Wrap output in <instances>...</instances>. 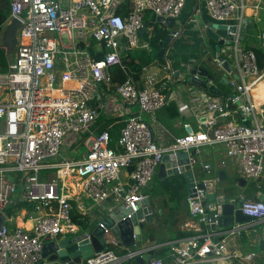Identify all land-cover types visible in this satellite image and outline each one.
I'll list each match as a JSON object with an SVG mask.
<instances>
[{
    "label": "built area",
    "instance_id": "obj_1",
    "mask_svg": "<svg viewBox=\"0 0 264 264\" xmlns=\"http://www.w3.org/2000/svg\"><path fill=\"white\" fill-rule=\"evenodd\" d=\"M184 2L9 0V15L2 29L13 18L20 26L13 60L6 72H0V213L5 216L0 229V264H36L42 259L44 243L77 233L71 220L72 203L84 213L87 200L99 207L112 201L128 210L125 217H130L147 197L144 190L165 154L186 153L193 171L200 146L221 144L226 155L237 160L244 179L264 183V103L256 105L250 92L264 78V67H258L252 50L240 45L241 24H234L237 28L232 33L240 78L235 85L237 94L218 97L201 93L194 103L195 130L174 137L167 145L153 139L144 116L157 123L154 114L166 104V87L164 80L143 67L140 86L128 77L114 88L123 107H136V113L128 115L119 128L116 146L110 145L107 130L92 131L103 108L100 87L109 83L108 68H124L127 50H151L149 40L140 36L146 13L154 19L175 20ZM204 6L213 21L226 27L243 7L234 0H204ZM262 38L264 48V33ZM91 41L104 48L99 49L103 54L98 59L86 49ZM214 63L219 68L220 62ZM193 76L199 78L197 73ZM230 115L239 119L228 118ZM83 134L85 152L66 159L62 155L65 139L76 142ZM180 166L184 164L176 165L178 174ZM129 168L127 176L122 175ZM202 169L209 172L211 165L204 164ZM50 171L53 174L48 177ZM202 183L201 188L193 181L186 194L189 215L202 230L183 243L169 245L172 263L232 259L238 264H254L252 251L245 256L226 252L225 237L239 234L243 223L217 232L213 228L218 216L215 204L206 200L209 183ZM21 201L40 213L29 229L7 225L12 217L6 209ZM239 209L252 222L264 224L263 200L241 198ZM261 240L264 231L255 241ZM110 243L81 264H123L144 253L143 249L126 248L123 253L116 252V242ZM147 264H164V260L151 257Z\"/></svg>",
    "mask_w": 264,
    "mask_h": 264
},
{
    "label": "crops",
    "instance_id": "obj_2",
    "mask_svg": "<svg viewBox=\"0 0 264 264\" xmlns=\"http://www.w3.org/2000/svg\"><path fill=\"white\" fill-rule=\"evenodd\" d=\"M234 1L243 5L240 10H237L233 14L231 19L233 24H241L240 37L242 39L240 40V45L243 47L242 40L249 31L254 32L252 35L253 38L251 39H254L253 43L261 44L263 41L262 34L264 33V0ZM144 23L145 30L142 34L140 33L142 40H147V38L153 35L152 30L155 25H158L160 28L164 27L162 23H157L156 19H154L150 13H146ZM214 23L216 22L211 19L205 10L204 0H185L179 17L175 19L172 24V29L179 30L184 25L185 28L178 38V41L168 53L169 64L167 65L163 59H154L150 64L141 67L140 81L143 76V67H147V71L154 74L158 79L164 80L166 87L164 92L167 98L174 102V106L178 112V116L170 120L167 124L165 123L166 125L160 123L158 120V116H160L162 110H158L154 114L157 123H153L148 115L144 116L151 130L153 139L160 145H167L174 137L188 132L187 129H196L197 112L195 111L196 105L194 103L201 93L218 97H231L237 94L235 85L239 84L240 78L238 69L236 68L237 61L233 51V45L230 46L231 51L228 50V52L225 53V58L232 65L231 73H225L218 67L213 69L210 68L207 62L209 52L204 57L200 55L202 51L208 50L207 46H210L212 49L216 46V42L206 36V29ZM244 24L247 27L242 32ZM176 48L177 51L180 52L179 55L185 57L186 60H180L178 62L174 60L172 64V60L169 56L171 51ZM189 65H197L209 70L214 76V79L206 83L207 85L213 84L220 91V95L211 94L198 85L185 82V77L191 70ZM177 73L178 75L176 76ZM263 80L264 78H262L255 87L251 88L250 91L252 100L256 105L264 103V86H260ZM140 81L137 83H140ZM109 87L103 83L101 84L100 89L104 97L103 108L100 110V113L111 121H115V119L121 117L122 119L119 125L122 126L124 119L128 115L136 113V107H123L116 97L114 89ZM228 118L239 119V117L235 115H230ZM73 144L76 143L73 141H66L63 148L66 146L74 155H78ZM196 159L197 164L191 173L185 171L182 174L172 177L167 175L158 177V169L156 170L149 186L144 190V193L150 200L151 220L148 223L144 222L140 241L137 244L124 247L122 244L116 242L113 247L116 252L123 253L125 251L123 248L143 249L144 253L142 255H144V257H147L149 254V257L145 258L143 264H147L148 259L156 256L162 257L164 264H173L169 257V245L183 243L187 238L198 234L202 230V226L197 220L189 215L186 203V194L190 181L199 183L205 180L209 183L207 193L216 190L215 194L218 193L230 201L237 197H240V199H261L264 201V191L261 187L264 183L255 179H244L241 176L237 160L234 157L226 155L225 148L221 144L200 146L198 153H196ZM180 160L185 163V159ZM204 164L211 165L209 172L202 169V165ZM42 173H47V171L43 170ZM127 173H129V169H126L122 175L126 174L127 176ZM52 174V171H50L48 177ZM237 178L242 180L238 183L236 180ZM249 184L253 190L246 193ZM258 191H260V194ZM86 205H88V207L84 213L78 211L73 203L72 208L75 213L80 215L81 219L87 220L88 224L97 223L108 210L118 208V205L112 201H107L103 206L99 207L92 206L87 200ZM39 215L40 213L27 211L25 208H22L21 213L19 214L18 212V214L13 217V220L11 219L12 223L10 226L14 227L18 225L29 229L33 218ZM74 224L79 231L80 226L76 223ZM242 226L243 229L239 234L225 237L226 252L245 256L252 251L255 253L252 260L253 263L264 264V253L260 249V241H255L257 236L264 231V224L251 221L250 223H243ZM224 230L225 229H218L217 232ZM63 237L65 236L59 237L58 239ZM135 258L123 264H139Z\"/></svg>",
    "mask_w": 264,
    "mask_h": 264
},
{
    "label": "water",
    "instance_id": "obj_3",
    "mask_svg": "<svg viewBox=\"0 0 264 264\" xmlns=\"http://www.w3.org/2000/svg\"><path fill=\"white\" fill-rule=\"evenodd\" d=\"M157 23H162L164 29L162 30L163 36L160 39V45L155 52V59H163L168 65V53L178 41L185 25L179 30L172 29V24L174 19L156 17ZM20 26V22L16 19H11L1 30V46L7 51L12 52L17 44V30ZM247 26L242 28V32ZM237 26L232 24L226 27L222 23H214L206 29V36L216 42V46L212 49L207 46L208 50L201 52V57H204L209 52V57L207 62L210 68H215L214 61L220 62L219 68H221L225 73H231L232 65L225 58V53L228 50L231 51L230 46L232 45L233 35L236 31ZM145 28L141 30V34L144 32ZM177 33L173 37V33ZM242 38L240 37V40ZM191 68L190 72L187 73L185 77V82H191L203 89H206L209 93L214 95H220V91L213 85H207V81H212L214 76L205 67H200L197 65H189ZM170 69V66H169ZM198 74L199 78H195L193 75ZM178 73L176 74V76ZM149 128V127H148ZM150 130V128H149ZM190 129H187L189 131ZM151 133V130H150ZM180 159H185V163ZM179 169L180 174L187 171L191 173L189 166L187 165V154L184 152H177L173 154L163 155L161 162L158 166L157 175L162 177L176 176L178 175L176 165H182ZM191 175V174H190ZM239 183L242 179L237 178ZM192 185V181L189 182V186ZM199 187H203L202 181L198 183ZM214 188V187H213ZM214 192L206 194V199L209 202L215 204V212L218 213L216 220V225L213 226L214 229H227L232 227L234 224L239 223H250L251 218L245 216L241 213L239 209L240 197L233 200L224 198V196ZM128 210L123 207L118 206V208H112L108 210L97 223L88 224L85 228H80L77 233L71 236H65L61 239L55 241L46 242L42 245L41 257L42 259L36 264H81V261L87 257L93 255L96 252L103 250L107 246H111L110 241L114 240L122 244L124 247L130 245H135L140 241V235L144 227V222H149L151 220V207L150 200L145 197L140 201L138 209L136 212L130 215V217H125ZM5 216L0 213V229L4 223ZM216 241V238H214ZM188 252H191L190 247H188ZM149 257V254L147 255ZM144 255L137 256L135 260L139 264H143L145 261ZM202 264V263H201ZM203 264H238L232 259H218L215 261L206 262Z\"/></svg>",
    "mask_w": 264,
    "mask_h": 264
},
{
    "label": "trees",
    "instance_id": "obj_4",
    "mask_svg": "<svg viewBox=\"0 0 264 264\" xmlns=\"http://www.w3.org/2000/svg\"><path fill=\"white\" fill-rule=\"evenodd\" d=\"M9 15V0H0V32L2 30V26L5 23V21L8 19ZM153 35L147 40H149V43L151 45V50H127L125 52V55L123 56L122 62L124 68H121L119 65H114L108 68V74L110 77L108 87L114 89L117 85L123 83L128 77H130L138 86H140V83H137L140 81V73H141V67L150 64L155 59L154 51L158 49L160 45V39L163 36V33L161 29L159 30L156 25L154 26L152 30ZM254 34L253 31H249L246 37L242 40L243 48L252 50L255 54L256 61L259 68L264 67V48L261 46V44L253 43L254 39L251 40ZM145 36V35H143ZM241 42V41H240ZM83 46V45H81ZM102 46V45H101ZM99 46L98 43L91 41L86 48L90 55L94 59H98L102 56L104 48L103 46ZM102 50H99V49ZM13 55L10 52H7L1 45H0V72H6L8 69V64L13 60ZM162 110V113L160 116H158V120L160 123L166 125L170 120L173 118H176L178 116V112L176 110V107L174 106V102L166 99V104L160 109ZM100 116L97 118L95 124L92 126V131L94 133H99L103 130H107L109 132L111 143L110 145L112 147H115V143L118 137V130L121 125V117L115 119V121H111L106 119L102 113H99ZM134 114V113H132ZM164 114V115H163ZM166 123V124H165ZM111 124V125H110ZM86 137V134L82 135L81 141ZM131 170V168H129ZM262 190L264 191V184L261 185ZM25 208L27 211H30L32 208V205L26 201H21L19 203L10 205L6 210L8 212V215L15 216L17 214V210ZM71 220L76 223L80 228H85L88 225L87 220L81 219L80 215L78 213H75V211L72 208L71 212ZM260 249L264 253V240L260 241ZM165 252V251H162ZM263 261H264V254H263Z\"/></svg>",
    "mask_w": 264,
    "mask_h": 264
},
{
    "label": "rangeland",
    "instance_id": "obj_5",
    "mask_svg": "<svg viewBox=\"0 0 264 264\" xmlns=\"http://www.w3.org/2000/svg\"><path fill=\"white\" fill-rule=\"evenodd\" d=\"M159 30L161 29V31L164 29V27H159L158 25L156 26ZM1 43H2V39H1V33H0V45H1ZM178 48V47H177ZM177 48L176 49H173L172 51H171V54H170V56H169V58L172 60V64L174 63V60L175 61H180V60H186V58L185 57H181L179 54H180V52H178L177 51ZM155 52H156V50L154 51V54H155ZM10 53H12V54H14V51H12V52H10ZM123 55H125V53L123 54ZM183 62V61H182ZM65 141H68V139H65ZM76 144H73V147H75V149L77 150L76 151V153L78 154V155H74L73 154V152L70 150L69 151V149L65 146L64 148H63V151H62V155L66 158V159H76V158H78V157H80L84 152H85V150H86V148H85V146H84V144L82 143V141L81 140H78L77 142H75ZM255 189V188H254ZM253 189H252V187L250 186V184L248 185V187H247V191H246V193H248V192H251ZM259 192V194H260V191H258ZM32 205V204H31ZM22 209V208H21ZM21 209H19V210H17V214H18V212H19V214L21 213ZM30 211H33V205H32V208H31V210ZM6 212V214H7V216H9L8 215V212H7V210L5 211ZM16 216V215H15ZM13 215H12V220H13ZM12 220L11 221H9V222H7V225H11V223H12Z\"/></svg>",
    "mask_w": 264,
    "mask_h": 264
},
{
    "label": "bare ground",
    "instance_id": "obj_6",
    "mask_svg": "<svg viewBox=\"0 0 264 264\" xmlns=\"http://www.w3.org/2000/svg\"><path fill=\"white\" fill-rule=\"evenodd\" d=\"M260 86H264V80L260 83Z\"/></svg>",
    "mask_w": 264,
    "mask_h": 264
}]
</instances>
